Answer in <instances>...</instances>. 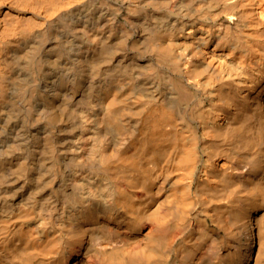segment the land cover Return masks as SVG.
Returning <instances> with one entry per match:
<instances>
[{"label": "bare ground", "instance_id": "bare-ground-1", "mask_svg": "<svg viewBox=\"0 0 264 264\" xmlns=\"http://www.w3.org/2000/svg\"><path fill=\"white\" fill-rule=\"evenodd\" d=\"M0 264H264V0H0Z\"/></svg>", "mask_w": 264, "mask_h": 264}]
</instances>
